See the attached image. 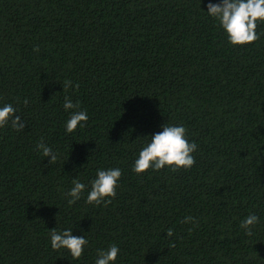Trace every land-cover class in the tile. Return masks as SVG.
<instances>
[{
    "label": "trees",
    "instance_id": "1",
    "mask_svg": "<svg viewBox=\"0 0 264 264\" xmlns=\"http://www.w3.org/2000/svg\"><path fill=\"white\" fill-rule=\"evenodd\" d=\"M220 2L0 0V107L25 125L0 128V264H95L112 245L113 264H264V22L232 46L207 15ZM65 97L88 114L71 133ZM164 124L185 127L195 164L136 174ZM110 168L115 197L87 203ZM54 228L87 239L79 259L51 248Z\"/></svg>",
    "mask_w": 264,
    "mask_h": 264
},
{
    "label": "clouds",
    "instance_id": "2",
    "mask_svg": "<svg viewBox=\"0 0 264 264\" xmlns=\"http://www.w3.org/2000/svg\"><path fill=\"white\" fill-rule=\"evenodd\" d=\"M207 15L214 18L219 27L227 36L228 43L232 46H242L252 44L260 38L256 32L258 23L264 22V0H221L220 3H208ZM39 52V48L33 49ZM72 87L69 80L64 82V91ZM76 88L79 85H75ZM27 104V100H25ZM79 105L74 104L70 98L65 97L63 108L69 113L66 121V131L73 132L81 122L88 120L86 111L76 110ZM15 108L11 104H5L0 107V128L6 126L9 121L13 129L21 131L25 125L21 122L19 116L15 115ZM186 129L183 126H172L164 124L162 130L153 134L150 141L140 150L138 158L133 165V172L142 174L146 170H160L165 166L171 167L172 171L178 169H189L195 164V158L192 155L197 148L195 142H189L186 138ZM37 149L44 157L49 158V164L57 160V154L51 147L41 142ZM122 173L119 168H110L107 170H97L96 177L92 180L91 189L87 195V203L96 205L104 202L105 205L111 202V198L116 195L118 180ZM73 187L65 195L69 205L74 204L80 199L81 193L85 190V185L77 179L72 181ZM259 218L255 214H249L242 222L240 227L245 230L246 235H252V227L258 223ZM191 216L185 217L183 223L193 222ZM191 231V229H189ZM166 235L171 237L173 230L168 229ZM50 244L53 250L66 249L71 257L79 259L84 247L88 244L84 236H73L72 230L58 232L54 229L49 231ZM169 247H175L169 244ZM119 253L118 247L110 246L106 250L97 252L95 264H113Z\"/></svg>",
    "mask_w": 264,
    "mask_h": 264
}]
</instances>
